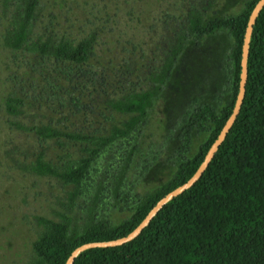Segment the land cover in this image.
Listing matches in <instances>:
<instances>
[{
    "label": "trees",
    "instance_id": "1",
    "mask_svg": "<svg viewBox=\"0 0 264 264\" xmlns=\"http://www.w3.org/2000/svg\"><path fill=\"white\" fill-rule=\"evenodd\" d=\"M102 1L0 0V133L15 135L2 152L21 172L71 186L85 214L81 228H72L76 217L40 218L28 264H66L80 246L128 236L194 176L233 113L260 0H190L185 9L174 0ZM151 3L167 4L152 53L115 31L123 11L145 27ZM161 103L157 137L147 131ZM69 143L78 150L68 153ZM74 264H264V8L240 114L203 176L137 238L89 249Z\"/></svg>",
    "mask_w": 264,
    "mask_h": 264
},
{
    "label": "rangeland",
    "instance_id": "2",
    "mask_svg": "<svg viewBox=\"0 0 264 264\" xmlns=\"http://www.w3.org/2000/svg\"><path fill=\"white\" fill-rule=\"evenodd\" d=\"M190 0H174L171 3L175 4L174 8L178 6L186 8ZM192 1V0H191ZM199 2L204 0H198ZM100 5L103 4L102 0H96ZM83 3V1H82ZM83 7V4H80ZM163 8L154 9L155 6L151 3L143 6V10H147L148 21L146 26L134 27L128 24L126 12L120 13L119 21L116 25L117 30L125 33L127 38L144 40L147 43V52L157 51L156 45L162 43L159 39L163 32L162 23L164 10ZM74 7L78 8L77 4ZM241 4L236 9H240ZM173 8V9H174ZM178 9V8H177ZM159 20V21H158ZM157 25L152 28V25ZM151 27V28H150ZM152 49V50H151ZM148 55H150L148 53ZM150 55V59H157L156 54ZM5 75L0 69V89L2 90L1 82L4 80ZM0 91V95H1ZM162 103L154 114L152 126L147 131V134L154 133L158 137L159 121L163 118ZM2 114L0 115V125L3 127ZM0 127V129L2 128ZM12 134L5 128L0 133V264H28L35 257L33 252V243L41 236L43 227L39 224V219L42 217L53 219L55 221H62L64 216L75 218L71 225L72 228H81L83 225L82 218L85 214L78 211L77 206H73L71 202L73 188L66 186L64 182L58 178L43 177L36 173H26L15 169L13 164L5 158L3 148L9 145L8 138H14ZM24 140V139H22ZM196 144H199L196 142ZM28 147L25 144L24 147ZM23 147V148H24ZM24 148V149H25ZM27 150V149H25ZM68 153L78 150L74 143H69L67 148ZM27 152V151H26ZM39 153V150L33 147L27 156V159L34 161ZM53 161L56 163L57 159L53 155ZM171 170H166L159 178H149L147 182L139 186V193L145 192L155 188L161 181H165L170 175ZM145 181V180H144ZM77 205V202L75 203Z\"/></svg>",
    "mask_w": 264,
    "mask_h": 264
},
{
    "label": "water",
    "instance_id": "3",
    "mask_svg": "<svg viewBox=\"0 0 264 264\" xmlns=\"http://www.w3.org/2000/svg\"><path fill=\"white\" fill-rule=\"evenodd\" d=\"M264 8V0H260L257 5L255 6L248 25L246 29V34L244 38V44L242 49V61H241V75H240V88H239V94L236 100V104L233 110L232 115L227 120L224 128L222 129L221 133L219 134L217 140L214 142L212 147L210 148L209 152L207 153L204 162L201 164L197 172L194 174V176L184 185L180 186L176 190L169 193L166 197H164L162 200H160L157 205L150 211V213L147 215V217L144 219V221L128 236L123 237L118 240L109 241V242H96V243H89L85 244L83 246H80L77 248L71 256L68 258L66 264H74L75 260L85 251L89 249L94 248H110V247H118L122 246L126 243L131 242L135 238H137L143 230L151 223L153 218L173 199L180 196L190 188H192L199 179L203 176L207 168L209 167L210 163L214 159L216 153L220 149L221 145L224 143L225 139L227 138L229 132L231 131L233 125L235 124L242 105L243 101L246 95V85L248 81V60L250 56V44H251V38L254 31V26L256 25L257 19L260 16L262 10Z\"/></svg>",
    "mask_w": 264,
    "mask_h": 264
}]
</instances>
